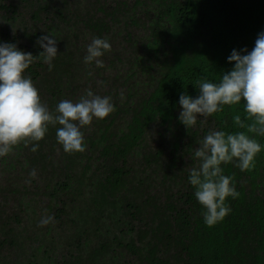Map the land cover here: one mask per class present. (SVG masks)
<instances>
[{
  "label": "trees",
  "instance_id": "obj_1",
  "mask_svg": "<svg viewBox=\"0 0 264 264\" xmlns=\"http://www.w3.org/2000/svg\"><path fill=\"white\" fill-rule=\"evenodd\" d=\"M261 32L264 0H0V43L36 56L41 35L58 40L51 71L37 58L24 73L49 110L87 90L115 109L81 128L84 152L49 126L36 152L0 157V264H264V149L251 171L221 165L239 195L214 226L189 182L203 138L240 131L243 99L179 121V96L218 83ZM94 37L111 45L102 68L84 63Z\"/></svg>",
  "mask_w": 264,
  "mask_h": 264
},
{
  "label": "clouds",
  "instance_id": "obj_2",
  "mask_svg": "<svg viewBox=\"0 0 264 264\" xmlns=\"http://www.w3.org/2000/svg\"><path fill=\"white\" fill-rule=\"evenodd\" d=\"M42 51L33 56L19 50L15 44L0 43V157L10 154L23 143H32V152L48 132L49 126L56 127V139L65 153L84 152V134L81 128L94 119L102 120L115 109L110 96H100L87 90L78 101L61 100L54 110L42 103L38 89L25 70L42 58L52 70V61L58 54V40L48 34L41 35L36 42ZM84 63L95 62L97 68L104 67L105 52L111 51L106 39L93 38L87 47ZM246 52L247 54H242ZM234 67L222 73L218 83L206 79L197 81L199 95L192 98L179 96V121L186 129L193 127L198 117H210L223 111L224 106L238 105L244 101V117H233L236 132L210 131L194 151L199 161L190 170L189 182L194 196L205 210L203 219L207 226L222 221L231 211L226 198H236L239 193L233 178L223 173L221 165L235 162L241 171H251L255 157L264 149L257 137H264V32L258 34L254 48L247 52L235 49L227 58ZM103 83V82H101ZM123 98V96H121ZM58 126V127H57ZM33 171L30 176H35ZM52 217L41 220L45 225Z\"/></svg>",
  "mask_w": 264,
  "mask_h": 264
}]
</instances>
